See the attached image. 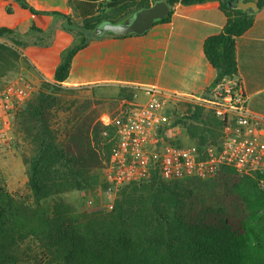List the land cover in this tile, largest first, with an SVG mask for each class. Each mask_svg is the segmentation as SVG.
<instances>
[{"label":"trees","instance_id":"obj_1","mask_svg":"<svg viewBox=\"0 0 264 264\" xmlns=\"http://www.w3.org/2000/svg\"><path fill=\"white\" fill-rule=\"evenodd\" d=\"M33 14L64 19L78 36L62 51L54 82L43 80L23 101L13 104L15 132L30 155L27 166L31 203L16 198L0 183V264H264V186L260 173H240L224 164L212 179L166 180L152 168L146 180L132 181L116 192L113 206L77 210L59 199L98 180L116 144L115 121L134 100L135 89L120 87L113 98H81L66 87L76 53L85 48L101 22L118 21L156 0H70L82 25L60 11H42L28 0H15ZM203 3L213 0H165ZM227 16L221 33L208 37L205 54L217 70L211 87L238 74L237 38L255 21L252 9H233L236 0H215ZM259 10L264 0H256ZM9 13L13 7L8 6ZM171 13L159 22L169 21ZM68 19L65 21V19ZM32 24L29 32L0 28V77L27 60L20 48L4 41L51 36ZM22 44V43H21ZM114 100V102H111ZM98 101V102H97ZM182 106L189 103L181 101ZM114 106V108H112ZM187 123L188 135L200 149L217 142L224 122L212 108L197 104ZM58 198V199H56Z\"/></svg>","mask_w":264,"mask_h":264},{"label":"crops","instance_id":"obj_2","mask_svg":"<svg viewBox=\"0 0 264 264\" xmlns=\"http://www.w3.org/2000/svg\"><path fill=\"white\" fill-rule=\"evenodd\" d=\"M28 1L42 11L73 13L79 17L70 0ZM8 6L13 7L12 13L8 12ZM172 10L169 21L156 22L143 34H105L92 39L74 56L63 85L105 93L107 90L114 93L120 87L135 89L140 102L145 100V90L153 87L180 98L205 95L217 70L205 54L204 43L208 37L222 32L227 16L215 0L176 2ZM33 23L44 31L54 28L53 33L49 40L28 44L20 50L45 80L54 82L62 51L71 45L75 33L61 26L62 21L53 15L33 14L15 0H0V28L27 33ZM236 49L238 74L234 78L244 87L249 110L264 117V7L255 12L253 26L237 38ZM183 128L175 126L165 133L185 141Z\"/></svg>","mask_w":264,"mask_h":264},{"label":"built area","instance_id":"obj_3","mask_svg":"<svg viewBox=\"0 0 264 264\" xmlns=\"http://www.w3.org/2000/svg\"><path fill=\"white\" fill-rule=\"evenodd\" d=\"M9 91L20 100L28 95L27 90L13 86ZM145 95L143 102L135 96L115 121L116 144L104 179L110 194L132 181L148 179L152 168L166 180L208 179L224 164H232L243 174L264 175V117L249 110L244 87L234 77L210 87L199 98H180L155 87L146 89ZM181 101L189 105L184 107ZM199 103L212 108L215 117L224 122L220 139L202 149L194 143L152 156L164 133L191 119ZM2 133L0 120V139ZM260 183L264 186V178Z\"/></svg>","mask_w":264,"mask_h":264},{"label":"rangeland","instance_id":"obj_4","mask_svg":"<svg viewBox=\"0 0 264 264\" xmlns=\"http://www.w3.org/2000/svg\"><path fill=\"white\" fill-rule=\"evenodd\" d=\"M67 15L70 16L71 20L75 24L82 25V19H79L76 14L72 13ZM56 19L62 21L61 26H63L64 19ZM66 20L68 19L66 18L65 21ZM71 31L75 33V37L78 36L77 31ZM11 39L17 41V43L14 45L21 49L22 47H25L31 43H41L45 40L47 41L49 40V37L48 35H34L30 39H24L14 36L6 38L4 41L13 44ZM43 80H45L44 77L35 70L31 63L24 59H21L18 70L12 72L10 71L5 76L0 77V120L1 130H3L2 137L0 139V183L1 185L5 186L6 189L16 198L27 203H31L33 201V195L29 187L27 166L24 164L23 153L30 155L31 146L30 144H24L20 136L15 132L14 113L12 108L15 101L23 100H20L16 93L12 94V92L9 91V88L12 86L16 89L22 88L23 90H27L28 93H30V91L37 87ZM88 90L89 89H80L78 94H80L81 98L83 99L93 98L96 100H101L104 97L114 99V97L120 92L119 90H116L114 93L110 92L109 90H107L108 93L100 92L98 90L90 92ZM111 102H114V100ZM132 102H134V100ZM112 108H114V106ZM187 123H193L192 119L178 122V124L175 125L178 127H184L183 129L185 130L184 132L187 136L185 141H181L172 135L167 136L166 133H164L163 141L158 147L154 148L152 151L153 154L151 155L156 157L159 153H161L162 150H167L175 146H183L194 143L197 144L196 141L190 138L188 135V126L190 124L188 125ZM108 166L109 164L98 170L99 178L97 182L93 184V186L83 190L66 192L60 195L58 198L74 204L79 211L96 207H103L107 211L111 210L116 194L112 195L107 191V185L104 179Z\"/></svg>","mask_w":264,"mask_h":264},{"label":"water","instance_id":"obj_5","mask_svg":"<svg viewBox=\"0 0 264 264\" xmlns=\"http://www.w3.org/2000/svg\"><path fill=\"white\" fill-rule=\"evenodd\" d=\"M233 9L259 11L256 0H236L231 4ZM172 9L165 0H156L151 6L137 9L118 21L101 22L94 29V36L113 34L126 36L143 34L150 30L156 22L165 19Z\"/></svg>","mask_w":264,"mask_h":264}]
</instances>
